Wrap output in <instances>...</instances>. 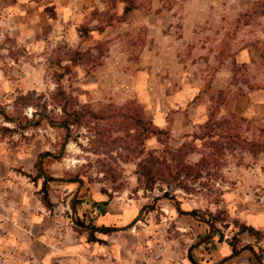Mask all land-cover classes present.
Masks as SVG:
<instances>
[{
	"label": "rangeland",
	"instance_id": "1",
	"mask_svg": "<svg viewBox=\"0 0 264 264\" xmlns=\"http://www.w3.org/2000/svg\"><path fill=\"white\" fill-rule=\"evenodd\" d=\"M51 1L0 0V112L17 121L0 115V237L15 240L1 245L0 264H61L75 258L67 253L75 238L90 240L72 221L79 183L41 173V159L58 157L67 137L61 158H46L43 170L84 181L82 224L129 226L159 197L130 229L158 264H190L189 247L210 232L180 212L214 227L196 263L246 247L264 261V109L245 118L238 103L260 86L252 81L264 82V0H133L127 15V0H68L78 7L74 25ZM244 48L251 58L239 56ZM141 119L165 134L149 136ZM50 122H68L69 131ZM151 155L165 173L187 164L193 172L150 191L138 173ZM101 194L113 218L106 224L95 222L110 218L93 204ZM105 232L97 235L118 236ZM225 264L258 262L246 251Z\"/></svg>",
	"mask_w": 264,
	"mask_h": 264
},
{
	"label": "crops",
	"instance_id": "2",
	"mask_svg": "<svg viewBox=\"0 0 264 264\" xmlns=\"http://www.w3.org/2000/svg\"><path fill=\"white\" fill-rule=\"evenodd\" d=\"M58 1H60V0H58ZM58 1L52 0L49 6L54 7L53 9H54L56 15L59 17L60 21H61V18H63V15L67 14L66 18H65V23L74 25L75 18L78 17V14H77L78 13V7L72 1L64 0V3L63 4L60 3V5H59ZM215 9H213V10H215ZM162 10H165V8H163V5H162ZM203 10L206 12H211L212 7H210V5H209L208 8L203 9ZM218 10H219L218 12H221L222 10H224V6L219 5ZM190 24L191 23L188 22V25H190ZM202 24L209 26L210 24H212V20L211 19H209V20L204 19ZM185 25H187V24H185ZM213 25H214V23H213ZM190 26H192V25H190ZM193 26L197 27L198 24L193 23ZM214 26H216V25H214ZM262 26L264 27V14L262 15ZM109 27H111V26H109ZM93 33H95V32H93ZM262 38H264V34H263ZM249 50H250L249 48L242 49L239 56L245 60H246V57H248V56L252 57V53H250V55H249ZM258 53L260 55V58L264 59V57L262 56V51H259ZM255 72L256 71L254 70V74H256ZM259 74H261V73H259ZM252 80H253V78H252ZM252 82H256V84H258L260 86H256L255 88L247 87V89L244 93V96H242L240 98V100L238 101V103L240 102L239 105H241V102H243L244 109L242 111V113H243L242 115L245 118H250L251 114L256 113V112H254L256 109H257L256 111H258V110L262 111V109H264V82L258 83V82H261L260 79H256ZM245 102H247V105H245ZM260 116L263 118L264 115H259V117ZM106 202L107 201L104 200V197L102 196V194L98 195L97 199H94V201H93V204L95 206L96 211H101V213H102V211L109 212L108 207L110 208V205L107 207ZM108 216L110 218L106 217V219H103V216H101L99 218L97 217V219H99V220H95V222H97V221L104 222L103 224H106L105 221L106 222H108V221L112 222L113 218L111 217L110 212H109ZM129 218H131V217H128V220H129ZM29 222H30V225L31 224L34 225V217L33 216ZM102 226H104V225H102ZM27 229L29 231V228H27ZM29 233H31V231ZM97 233H101V232H97ZM112 233H118V236H105L103 238L102 236H98L96 234L95 235V238H96L95 241H91L87 237H85L86 239H84V236H80L78 238H75L76 240H79L78 243H76L69 250V252H67V253H69L68 255L75 256V258L73 257L72 261H70V259L66 258L64 261L61 262V264H158L155 260L150 258V257H152V255H150V250H151L150 248L152 246L149 247V246H144V245L140 244L142 234H140L138 232L133 233L130 230L123 231V232H112ZM45 238L46 237H44V240H45ZM131 239H134L136 243L133 246L130 245V247L126 246V244L128 242H130ZM13 242H15L14 236L8 237V238H6V240L5 239L3 240L0 237V249H1V245L2 246H6V244L7 245H13L12 244ZM195 249L192 251L193 259L195 256ZM8 263L13 264V260L10 259V261H8ZM161 264H167V263H165V261L162 260ZM172 264H184V263L176 262V263H172Z\"/></svg>",
	"mask_w": 264,
	"mask_h": 264
},
{
	"label": "water",
	"instance_id": "3",
	"mask_svg": "<svg viewBox=\"0 0 264 264\" xmlns=\"http://www.w3.org/2000/svg\"><path fill=\"white\" fill-rule=\"evenodd\" d=\"M0 115L3 116L7 121H9L10 123H16L17 121L8 117L5 113H2L0 112ZM50 124L54 127H64L67 131H69V126L66 124V123H60V124H53L50 122ZM68 145V137L63 145V149L61 151V153L59 154L58 157H55L53 154H50L48 153L47 155H45L42 159H41V173L42 175L44 176V178L46 180H49V181H61L63 183H79L80 187L78 189V191L76 192V194L74 195V199H73V208H72V221L73 223L81 228V229H85L87 231H93V232H105V231H111V232H123V231H127V230H130L132 229L135 224L139 221V218H141V216L146 212L147 209H152L153 207H155L157 205V203L159 202L160 198L158 197L157 200H155V203L153 206H150V207H146L144 208L141 212H140V216L138 217V219H136L131 225L129 226H126V227H121V228H117V227H105V226H102V227H96V226H88V225H84L82 224L81 222H79L76 218H75V215H76V206H77V200H78V197H79V194L81 192V188L82 186L84 185V181L82 179H57V178H53V177H49L47 176L45 173H44V170H43V164H44V161L46 160V158L48 157H51V158H54V159H59L61 158V156L63 155V152L66 150V147ZM164 198L166 199H170L171 201H174L175 204H176V207L178 209H180L181 205H180V202L175 198V197H169V196H164ZM181 215H185V216H190L194 219H197L199 221H202L204 223H207L209 226H210V232L209 234L207 235V237L198 242V243H195L193 245H191L187 251V258L189 260V262L191 264H198L194 261L193 259V256H192V251L205 244L212 236V232L214 230V227L212 225V223L210 221H208L207 219L205 218H202L200 217L199 215H197L196 213L194 212H188V213H184V212H180ZM246 251H249L250 253H252V255L254 256L255 260L258 262V264H264V261L263 259L261 258V256L257 253V251L253 248V247H246L240 251H238L237 253H234L228 257H225L223 258L220 262L216 263V264H225L226 262L238 257L239 255H241L243 252H246Z\"/></svg>",
	"mask_w": 264,
	"mask_h": 264
},
{
	"label": "trees",
	"instance_id": "4",
	"mask_svg": "<svg viewBox=\"0 0 264 264\" xmlns=\"http://www.w3.org/2000/svg\"><path fill=\"white\" fill-rule=\"evenodd\" d=\"M127 6L124 10V14L127 15L129 12H131L133 9H135L133 0H127L126 1ZM262 56L264 57V51H262ZM68 126L70 125L68 122L66 123ZM140 124L143 125L145 127V132L149 135V136H160V135H164L165 131L157 129L152 127V124L148 121H144L141 119ZM152 157V155H151ZM158 163V159L154 158V156L152 158H150V160H148V162H145L144 165L140 166V172L138 173L141 177H144L145 181H146V189L152 191L155 188V185L157 184L158 181L161 182H166L165 179L167 178H172V179H177L181 176L182 173H185L186 176H190V174L193 172V167L190 164L187 165H183L181 168H174L173 166H169L168 168H166V170L168 172H164L161 169H159L158 167H156V164ZM165 173V174H164ZM166 195H171V192H166ZM79 203V201H78ZM46 204L49 206L50 204V200L47 198L46 200ZM246 231L248 232H253V229L250 227H245L244 228ZM101 233H107V232H101ZM97 234V232H93L90 231L88 232V235L90 237L91 241H95V235Z\"/></svg>",
	"mask_w": 264,
	"mask_h": 264
}]
</instances>
